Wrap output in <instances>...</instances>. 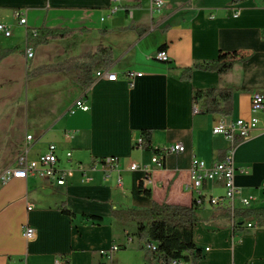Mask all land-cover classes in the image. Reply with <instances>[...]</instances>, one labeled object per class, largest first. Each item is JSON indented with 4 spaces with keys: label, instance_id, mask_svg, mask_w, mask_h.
I'll return each instance as SVG.
<instances>
[{
    "label": "crops",
    "instance_id": "crops-1",
    "mask_svg": "<svg viewBox=\"0 0 264 264\" xmlns=\"http://www.w3.org/2000/svg\"><path fill=\"white\" fill-rule=\"evenodd\" d=\"M165 1L162 9L155 10L153 0H0V23L12 31L10 37L0 33V47L25 48L27 28L45 25L79 30L71 37L33 48L31 58L19 52L8 55L0 63V88L24 87L34 79L28 77L29 70L94 51L99 44L114 50L116 61L110 69L120 75L143 73L131 85L122 77L115 82L95 81L96 70L88 88L76 82L75 71L52 76L71 82L59 112L46 120L43 115L37 121L28 116L25 122L17 121L16 116L1 120L3 112L15 107L9 101L0 107V174L16 165L28 144V134L34 136L30 159L55 144L61 164L73 170L62 186L34 175L0 183V264H57L58 259L64 264L60 258L64 253L71 254V264H117L116 256L113 258L117 252L112 258L100 254L115 245L98 244L95 229L105 223H109V235L119 236L121 249H133L148 264L145 252L138 248L136 225L115 220L113 210L150 207L154 201L191 205L196 197L188 188L193 159L211 165L231 149L236 167L246 170L235 174L239 190L235 208H242V198H253L249 208L264 207V112L259 114L258 128L246 140L235 143L213 133L221 121L251 118L253 93H264V0ZM19 15L27 18L26 25L19 23ZM18 25L21 42H11ZM137 26L146 31L139 34ZM163 44L170 57L167 62L154 57ZM239 49L251 50L254 55L224 75L195 70L190 80L182 79V70L196 60L216 58L220 50ZM36 51L44 53L43 60L32 64ZM194 87L234 88L232 114L195 112ZM4 96L14 102L17 91L8 90ZM81 98L89 110L74 108L72 112L75 101ZM144 128L153 129L156 148L183 144L185 151L168 152L163 164L158 165L152 160L155 153L134 146L138 131ZM67 152H72L70 161ZM110 156L117 158V164L105 172L100 160ZM134 163L139 165L136 170L130 168ZM79 166L85 169L87 179ZM224 194L221 181L205 183L206 199ZM63 203L76 213L74 219L58 209ZM228 207L212 206L207 200L199 207L195 242L204 250L205 258L198 264H215L225 252L236 254L246 243H252L246 264H264V226L236 228L235 224L245 225L247 219L234 221L226 211ZM85 214L102 216L103 221L88 220ZM204 224L208 226L205 235L217 239L214 249L204 248L196 238ZM26 226L35 230L33 239L24 236ZM130 236L133 240L129 243Z\"/></svg>",
    "mask_w": 264,
    "mask_h": 264
},
{
    "label": "trees",
    "instance_id": "trees-1",
    "mask_svg": "<svg viewBox=\"0 0 264 264\" xmlns=\"http://www.w3.org/2000/svg\"><path fill=\"white\" fill-rule=\"evenodd\" d=\"M141 28L143 30H141ZM135 27L139 34L146 28ZM77 29L70 27H47L42 25L37 28H27L25 48L0 47V63L10 54L19 52L27 55V48L34 49L40 45L48 44L52 40L65 39L76 33ZM163 44L159 50H166ZM254 55L251 50H220L217 57L210 60H196L190 67L184 68L181 77L190 80L195 70L217 72L224 75L232 70L236 64L244 63ZM114 50L111 46L99 44L94 51L71 56L64 60L41 64L28 72V77L35 78L46 73L75 71V80L84 88H88L94 81L93 74L102 68H111L115 63ZM234 93L232 87H207L192 90V102L199 107L201 114L231 115L234 108ZM153 129H141L137 133V139H141V145L136 142L135 147L155 154H167V150L156 148L153 144ZM142 192L151 196L149 190L142 188ZM199 205L194 200L191 205L153 202L150 207H129L114 209L112 216L122 223H134L138 248L145 252L148 264H173L181 261L183 264H198L205 258L204 250L195 242V227L200 221ZM58 209L72 219L76 213L66 204ZM228 215L236 221L238 218H255L260 227L264 226V207L255 208H231L226 209ZM88 220L103 221V217L94 214H85ZM236 228L245 229L244 223L235 224ZM133 238V236H130ZM153 244L155 248L147 245ZM64 264H71V254L60 255ZM105 264V263H99Z\"/></svg>",
    "mask_w": 264,
    "mask_h": 264
},
{
    "label": "built area",
    "instance_id": "built-area-1",
    "mask_svg": "<svg viewBox=\"0 0 264 264\" xmlns=\"http://www.w3.org/2000/svg\"><path fill=\"white\" fill-rule=\"evenodd\" d=\"M119 1V0H114ZM165 0H153V7L155 10H160L165 6ZM19 23L21 25L27 24V18L19 15ZM0 33L4 34L6 37L12 35L11 29L0 23ZM34 49L33 47L27 48L28 58L33 57ZM156 59L160 61L167 62L170 60L167 50H159L156 52ZM142 72L128 71L123 74L110 69L102 68L95 72V81L99 79H106L111 82L120 80L124 78L129 81L132 85L133 80L137 76H142ZM75 109L89 110L90 106L84 98L75 101L71 111ZM194 111L198 112L199 107L195 106ZM252 116L249 119L240 118L232 122L221 121L213 128V133L216 135H223L232 142L237 143L238 141H243L252 136L253 132L258 128L259 124V114L264 112V93L254 92L252 95L251 103ZM69 136V133H67ZM34 136L32 134L27 135L28 144L24 152L19 156L18 161L15 166L7 168L0 174V183H6L13 178L27 179L30 175L37 176L41 179L53 182L58 186L65 185L69 176L72 175V168L64 166L61 164V160L58 155L57 146L55 144H50L48 151L44 154L39 155L35 159H30L28 157L30 151V144L33 141ZM137 143L141 145V139H137ZM185 146L183 144H175L167 148V152H184ZM67 160L72 159V152L66 153ZM164 154H156L153 157V162L158 165L163 164ZM102 167L105 172H110L117 164V158L114 156L106 157L100 160ZM132 170L139 168L138 164H132L130 166ZM84 174L86 178V171L84 168H78ZM237 171H246L244 167H236L233 159V149H231L227 155L219 161H215L211 165H207L204 160L194 158L192 167L190 170V180L188 188L193 191L196 195L195 201L199 206H202L207 200L212 206H223L228 205L232 209L235 208L234 201L235 196L238 193V188L235 185V174ZM221 181L225 187V194L222 196H212L210 198H205L203 195V190L206 182H216ZM253 198H242L241 207L249 208L252 204ZM31 209V207H29ZM245 227L249 230L257 229L260 224L257 219L251 218L247 219L245 222ZM24 236L27 239H33L35 237V230L31 227L26 226L24 228ZM133 238L129 237L128 242H132ZM150 248H155L153 244L147 245ZM121 249L118 244L113 245L108 249H103L100 251L102 256L107 258H112V256ZM61 260H57V264H60ZM173 264H183L181 261H174Z\"/></svg>",
    "mask_w": 264,
    "mask_h": 264
},
{
    "label": "rangeland",
    "instance_id": "rangeland-1",
    "mask_svg": "<svg viewBox=\"0 0 264 264\" xmlns=\"http://www.w3.org/2000/svg\"><path fill=\"white\" fill-rule=\"evenodd\" d=\"M13 17L14 14L12 13L11 18ZM16 23H18V21ZM20 26L18 25L19 28H17V34L11 40V42H21L20 36L22 30ZM42 56H44L43 52L40 53L36 51V57L32 59L31 63L34 64L35 61H37L38 59L43 60ZM63 74L68 73L62 72L43 74L37 78L29 79L32 83H26L24 87L23 85H21V87L18 86L20 85L19 79L17 84L18 87H11V89H8V86H5L4 88H0V95L3 94V96H0V107L3 108L2 106L5 104L6 101H9V104L15 107L3 112L1 115V120H8L10 117L14 118L16 116L15 118L17 119V121L25 122L28 121V117H32L34 121H37L41 119L42 115L44 120L56 116V114L61 108L63 101L67 99V94L65 90H67V86L71 82V80L64 79L63 77L52 76H58ZM8 90H10L11 93L17 91V96L15 97L14 102L12 101V97L4 96V94L7 93ZM68 91L70 92V89ZM91 209L99 210L98 208ZM108 224L109 223H105L101 227H96L95 229V235L97 237L98 244L100 245V247H109L112 244L120 243L119 236L109 235V231H106L107 229H109ZM206 227L208 228V226L204 224L205 231L200 228L197 230L196 238L204 246V248L210 246L214 249V247L217 245V239L210 238L209 236L205 235V232L207 231ZM228 242L229 245L232 244L231 238L228 239ZM251 244L252 243H246L245 247L241 249L240 252L236 251V254H234V251L232 250L225 252L215 262V264H239V261L242 260L244 261L242 263L246 264L247 259L245 257L249 253H251ZM205 252L208 251L205 250ZM137 254L138 253H135L133 249L122 248L113 256V258H115L116 256L117 264H145L144 258L140 255L137 256ZM106 260L108 262L111 261V259ZM248 264H251V262H249Z\"/></svg>",
    "mask_w": 264,
    "mask_h": 264
}]
</instances>
